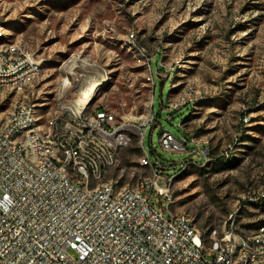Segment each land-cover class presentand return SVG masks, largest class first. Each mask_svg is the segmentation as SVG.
<instances>
[{"label": "rangeland", "instance_id": "374dc122", "mask_svg": "<svg viewBox=\"0 0 264 264\" xmlns=\"http://www.w3.org/2000/svg\"><path fill=\"white\" fill-rule=\"evenodd\" d=\"M0 25V44L17 40L40 63L29 99L40 123L62 105L126 125L103 180L134 186L155 166L171 179V210L204 237L264 225V199L251 201L264 191V0H0ZM84 72L98 82L75 81ZM163 129L189 142L163 150Z\"/></svg>", "mask_w": 264, "mask_h": 264}, {"label": "built area", "instance_id": "2783aa9c", "mask_svg": "<svg viewBox=\"0 0 264 264\" xmlns=\"http://www.w3.org/2000/svg\"><path fill=\"white\" fill-rule=\"evenodd\" d=\"M40 76L21 42L0 44V113L12 99L0 116V264H264V225L204 237L171 210V179L155 166L134 186L103 180L131 140L126 125L102 108L85 115L62 105L40 123L29 100ZM159 142L180 151L188 141L163 129ZM140 164L153 165L146 154ZM263 199L259 191L251 201Z\"/></svg>", "mask_w": 264, "mask_h": 264}, {"label": "bare ground", "instance_id": "6f19581e", "mask_svg": "<svg viewBox=\"0 0 264 264\" xmlns=\"http://www.w3.org/2000/svg\"><path fill=\"white\" fill-rule=\"evenodd\" d=\"M84 64H86V63H84ZM70 69H73V68H70ZM75 81H79V82H82V83H89L91 81H94V84H96L98 82V79L96 78V75H94V73L93 74H87V73H85L84 76L83 75H80V74L79 75H76ZM79 92L80 93H83L81 91H79ZM85 92L92 93V89L91 88H88L87 90L85 89ZM88 96H89V99L92 97V95H88Z\"/></svg>", "mask_w": 264, "mask_h": 264}, {"label": "trees", "instance_id": "16d2710c", "mask_svg": "<svg viewBox=\"0 0 264 264\" xmlns=\"http://www.w3.org/2000/svg\"><path fill=\"white\" fill-rule=\"evenodd\" d=\"M156 68H160L157 64H156ZM160 84H161V82H160ZM155 85V84H154ZM152 114V113H151ZM152 116H153V120H155V116L152 114ZM188 142H189V138L186 136V137H184Z\"/></svg>", "mask_w": 264, "mask_h": 264}]
</instances>
